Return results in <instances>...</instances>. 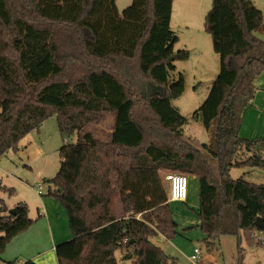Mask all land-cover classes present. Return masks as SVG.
<instances>
[{
  "label": "trees",
  "instance_id": "obj_1",
  "mask_svg": "<svg viewBox=\"0 0 264 264\" xmlns=\"http://www.w3.org/2000/svg\"><path fill=\"white\" fill-rule=\"evenodd\" d=\"M115 1L0 0V157L56 115L63 144L48 194L72 236L55 246L57 263L117 264L119 252L131 264H175L153 241L178 234L161 178L170 172L197 179L207 247L241 231L261 244L252 235L264 233L254 225L264 220V183L229 176L264 168V138L239 136L264 71L261 11L251 0H211L204 25L219 70L192 115L210 133L196 145L171 104L185 89L182 74L171 79L173 61L189 57L173 48V0H131L120 14ZM0 192L11 189L0 181ZM32 222L25 203L11 211L0 197V260Z\"/></svg>",
  "mask_w": 264,
  "mask_h": 264
},
{
  "label": "rangeland",
  "instance_id": "obj_2",
  "mask_svg": "<svg viewBox=\"0 0 264 264\" xmlns=\"http://www.w3.org/2000/svg\"><path fill=\"white\" fill-rule=\"evenodd\" d=\"M251 1L262 13V25L254 35L264 40V0ZM130 3L131 0H116L115 4L119 14ZM210 7L211 0H174L170 17V28L178 39L173 46L174 50H187L189 54L185 60L173 61L175 71L171 79L175 80L178 74H182L185 89L180 97L171 101V104L186 117L187 123L183 126V133L196 145L207 143L210 133L203 128L200 122L193 120L192 115L206 98L219 70V56L213 51L211 37L205 31L204 25L205 16ZM257 82L264 85V71L257 78ZM255 85V93L259 89V94L257 98L254 94L250 104L245 108L247 111L252 110L254 116L249 117V128L242 130L249 140L264 138V117L260 120L257 118L258 113L264 114V88L257 83ZM254 100L255 103H253ZM107 122L98 127L88 128L92 131L95 130L94 128L105 129ZM62 144L63 139L58 129L56 115L51 114L38 128L31 130L20 139L16 150H9L0 157V181L11 189L10 194L0 192V197L6 199L7 203L14 201L25 203L28 215L33 220L38 218V209H43L42 201L52 199L56 202L53 205L54 209L60 212L58 218L68 227L64 207L60 201L48 194L49 189L54 188L49 179L54 177L59 169L58 149ZM229 176L233 179L243 176L250 182L260 184L264 183V168L233 167L229 171ZM161 178L165 188L168 189V182L163 179V174ZM191 178L193 177L187 176L188 194L192 186ZM38 185L42 188L41 194H38L35 189ZM169 205L173 219L178 225L179 234L174 239L175 241H164L166 247L161 246V249L166 255L174 258L175 264H190L187 257L195 248L200 251L201 262L198 264H238L239 254L241 264H264V234L259 237L262 243L258 245H250L243 231L238 237L223 235L219 238L218 245L210 248L203 242L204 235L200 232V228L195 227L196 223H199V218L193 207L179 201H171ZM193 234H196L195 238H191ZM256 235L257 233H253L252 238L255 242H259L255 238ZM182 238L183 246H178L175 242ZM158 242L156 240L154 243L158 244ZM115 255L117 264H131L130 260L123 258L119 252Z\"/></svg>",
  "mask_w": 264,
  "mask_h": 264
},
{
  "label": "crops",
  "instance_id": "obj_3",
  "mask_svg": "<svg viewBox=\"0 0 264 264\" xmlns=\"http://www.w3.org/2000/svg\"><path fill=\"white\" fill-rule=\"evenodd\" d=\"M173 3H174V0H173ZM256 83L260 85L261 88H264V85L257 82V80H256ZM258 94H259V89L255 93V98H257ZM253 103H255V100ZM251 115L254 116V113L252 112V110H248V111L245 110L243 118H242L240 130H239L240 136H243L244 138H249L248 136H246V134L242 132V130L243 129L246 130L249 128V125H250L249 117ZM262 117H264V114H262V112L257 114V118L259 120ZM191 179H192V186L187 196V199L183 203H186L192 206L193 210L196 212L199 206L198 183L195 177ZM2 199L4 200L5 205L8 208H13L14 205L16 204L15 203L16 201H14L13 203H10V202L7 203L6 199L4 198ZM42 203H43L42 204L43 209L42 210L38 209L37 211L38 218L33 220L32 224L29 226L27 230L16 235L8 242L3 254L1 255L0 264H8V262L15 261V260L18 264H20L27 259L33 260L38 264H58L56 256H55V250H54L55 246L61 242L69 240L71 237V234L65 222L62 221L60 218H58L60 215V212L58 209L56 208L54 209V206H53L56 202L52 199H46L42 201ZM195 227H199V223L198 224L196 223ZM195 236L196 234H193L192 237L191 236L189 237L195 238ZM176 237L177 235L173 239H166L163 236H158L153 241L155 242L156 240H158L159 241L158 244L155 243L158 246H159V243L161 242L159 246L161 247V246L166 245L164 244V241L166 240L175 241L174 239ZM175 243L178 246H183L182 245L183 238L181 240L177 239ZM200 262L201 260H199V263Z\"/></svg>",
  "mask_w": 264,
  "mask_h": 264
},
{
  "label": "built area",
  "instance_id": "obj_4",
  "mask_svg": "<svg viewBox=\"0 0 264 264\" xmlns=\"http://www.w3.org/2000/svg\"><path fill=\"white\" fill-rule=\"evenodd\" d=\"M164 179L168 182L167 189V201H179L184 202L188 196V179L187 175L182 173L170 172L165 174ZM36 191L38 194H41V186H36ZM264 234L261 231L257 232L255 236L256 240L261 241L259 237ZM200 251L194 249L193 253L188 257L190 264H198L200 260Z\"/></svg>",
  "mask_w": 264,
  "mask_h": 264
},
{
  "label": "water",
  "instance_id": "obj_5",
  "mask_svg": "<svg viewBox=\"0 0 264 264\" xmlns=\"http://www.w3.org/2000/svg\"><path fill=\"white\" fill-rule=\"evenodd\" d=\"M170 60H174V56L171 57ZM11 211H12V208H11ZM254 225L261 228L262 226H264V220H262L261 218H256Z\"/></svg>",
  "mask_w": 264,
  "mask_h": 264
}]
</instances>
